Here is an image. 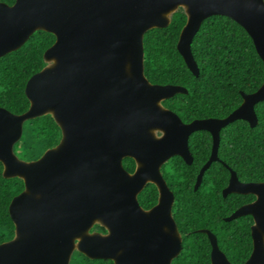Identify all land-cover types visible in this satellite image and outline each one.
Instances as JSON below:
<instances>
[{"label": "water", "instance_id": "water-1", "mask_svg": "<svg viewBox=\"0 0 264 264\" xmlns=\"http://www.w3.org/2000/svg\"><path fill=\"white\" fill-rule=\"evenodd\" d=\"M182 8L187 21L177 49L199 74L193 40L204 20L226 16L242 26L264 62V0H16L0 2V58L22 47L39 30L55 42L43 55L45 67L27 82L29 109L20 115L0 107V162L5 178H20L24 190L9 205L14 237L0 244V264H70L78 251L114 264H172L182 249L173 218L175 201L162 166L180 156L192 164L189 138L208 131L213 139L205 171L218 161L220 131L236 120L254 127L255 106L264 101V82L225 118L185 123L163 101L186 94L177 85L153 84L144 72V35L167 27ZM51 115L59 143L33 161L20 159L14 145L25 121ZM132 158L134 172L124 168ZM223 196L256 199L225 218L250 215L253 249L244 264H264V182H241L231 170ZM158 202L144 209L138 195L147 184ZM99 225L106 232L94 231ZM211 264H233L216 236Z\"/></svg>", "mask_w": 264, "mask_h": 264}, {"label": "trees", "instance_id": "trees-1", "mask_svg": "<svg viewBox=\"0 0 264 264\" xmlns=\"http://www.w3.org/2000/svg\"><path fill=\"white\" fill-rule=\"evenodd\" d=\"M16 0H0L13 5ZM187 17L182 8L176 11L165 28L149 30L143 39L144 72L149 81L159 85H177L187 89L163 101L183 122L196 119L225 118L243 102V93L256 92L264 82V62L258 55L247 31L226 16H211L203 21L193 43L192 53L199 68L194 75L177 49ZM56 38L46 31H36L27 42L0 58V107L11 113H25L30 102L25 94L28 80L45 67L44 52ZM258 122L254 127L245 120H236L220 131L218 161L205 171L201 185L195 190L197 176L209 160L213 139L208 131L194 132L189 138L192 164L180 156L169 159L161 168L175 201L173 218L182 236V249L172 264H211L212 246L208 235L217 238L221 251L233 264H244L253 249L250 215L232 221L225 218L241 206L253 202L252 194L223 196L231 172L243 183L264 182V101L255 106ZM61 129L51 115L30 119L23 124L21 139L14 145L22 160L33 161L56 146ZM133 172L132 158L123 160ZM24 190L20 178H5L0 162V244L11 240L15 225L9 214L11 200ZM158 189L147 184L138 195L144 209L158 202ZM95 230L105 231L99 225ZM70 264H114L112 260L90 259L75 251Z\"/></svg>", "mask_w": 264, "mask_h": 264}, {"label": "flooded vegetation", "instance_id": "flooded-vegetation-1", "mask_svg": "<svg viewBox=\"0 0 264 264\" xmlns=\"http://www.w3.org/2000/svg\"><path fill=\"white\" fill-rule=\"evenodd\" d=\"M127 158H129V157H127ZM133 160H134V159H133ZM134 162H135V161H134ZM124 168H125V167H124ZM135 168H136V163H135ZM125 169H126V168H125ZM126 170H127V169H126ZM127 171H128V170H127ZM134 171H135V169H134ZM134 171H133V172H134ZM129 172H130V171H129ZM131 173H132V172H131ZM151 208H152V207H151ZM146 210H148V209H146ZM93 230H94V231H98V230H95L94 228H93ZM100 232H103V233H105V232H106V230H105V231H100Z\"/></svg>", "mask_w": 264, "mask_h": 264}]
</instances>
